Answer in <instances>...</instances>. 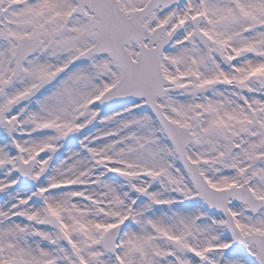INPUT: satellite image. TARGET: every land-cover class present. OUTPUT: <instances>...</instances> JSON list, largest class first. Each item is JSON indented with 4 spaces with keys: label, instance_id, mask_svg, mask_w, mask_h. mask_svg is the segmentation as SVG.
I'll return each instance as SVG.
<instances>
[{
    "label": "snow or ice",
    "instance_id": "obj_1",
    "mask_svg": "<svg viewBox=\"0 0 264 264\" xmlns=\"http://www.w3.org/2000/svg\"><path fill=\"white\" fill-rule=\"evenodd\" d=\"M0 264H264V0H0Z\"/></svg>",
    "mask_w": 264,
    "mask_h": 264
}]
</instances>
